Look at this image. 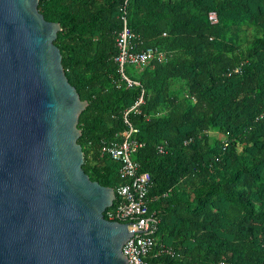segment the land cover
<instances>
[{
    "label": "trees",
    "instance_id": "1",
    "mask_svg": "<svg viewBox=\"0 0 264 264\" xmlns=\"http://www.w3.org/2000/svg\"><path fill=\"white\" fill-rule=\"evenodd\" d=\"M38 10L59 23L65 74L88 102L77 126L91 180L122 183L100 146L143 97L127 118L159 219L145 264H264V0H39ZM124 13L132 50L163 53L125 66L130 86L114 60Z\"/></svg>",
    "mask_w": 264,
    "mask_h": 264
},
{
    "label": "water",
    "instance_id": "2",
    "mask_svg": "<svg viewBox=\"0 0 264 264\" xmlns=\"http://www.w3.org/2000/svg\"><path fill=\"white\" fill-rule=\"evenodd\" d=\"M39 0H0V264H127L138 223L109 221L112 187L82 165L88 102L54 44Z\"/></svg>",
    "mask_w": 264,
    "mask_h": 264
},
{
    "label": "built area",
    "instance_id": "3",
    "mask_svg": "<svg viewBox=\"0 0 264 264\" xmlns=\"http://www.w3.org/2000/svg\"><path fill=\"white\" fill-rule=\"evenodd\" d=\"M122 28L116 38L118 53L114 60L118 64L119 72L127 85L130 86L136 81L131 80L125 73L126 65L143 64L146 59L156 57L163 58V53L155 47H147L144 50L133 51V34L127 25V17L120 16ZM211 23L218 21L214 11L208 13ZM239 68L235 72H239ZM140 96L136 102L124 112V123L126 128L119 134L101 142L100 149L109 158L119 163L118 175L122 181L115 189L113 204L104 211V217L109 221L120 223H138L140 230L132 234L122 246V253L127 259V264H145L147 256L151 254L156 245L155 233L158 226V216L155 211L149 209L148 193L152 180L147 171L141 170L139 162L134 160L133 155L142 144L134 135L138 129L128 120L127 114L135 111L139 104L143 103ZM264 119V111L260 114ZM224 145L226 142L224 141ZM159 152H163V146L159 145Z\"/></svg>",
    "mask_w": 264,
    "mask_h": 264
},
{
    "label": "rangeland",
    "instance_id": "4",
    "mask_svg": "<svg viewBox=\"0 0 264 264\" xmlns=\"http://www.w3.org/2000/svg\"><path fill=\"white\" fill-rule=\"evenodd\" d=\"M126 67L128 68L127 70L130 71V72H134V69L135 67L134 66H131V65H126ZM131 67V68H130ZM133 67V68H132ZM136 72H137V69H136Z\"/></svg>",
    "mask_w": 264,
    "mask_h": 264
}]
</instances>
